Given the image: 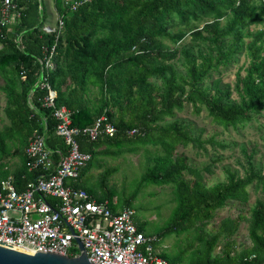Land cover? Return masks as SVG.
I'll return each instance as SVG.
<instances>
[{"label": "trees", "instance_id": "trees-1", "mask_svg": "<svg viewBox=\"0 0 264 264\" xmlns=\"http://www.w3.org/2000/svg\"><path fill=\"white\" fill-rule=\"evenodd\" d=\"M15 1L21 14L14 18V34L7 28L0 34V77L6 81L2 89L10 118V124L0 129V180L13 176L22 189L41 176V168L30 170L25 153L35 132L46 136L56 162L61 154H67L64 138L56 133L55 109L44 105L49 90L42 82L48 81L58 92L57 106L71 110L73 126H92L106 116L117 128L112 137L96 141L81 137V149L93 158L81 171L77 187L98 201H108L115 211L132 207L134 198L121 204V198L115 201L116 195L106 189L117 167L101 172L95 181V187L100 188L96 192L85 186L82 178L100 155L144 148L148 166L143 183L172 185L176 203L175 221L154 235V247L159 251L166 237L180 238L194 230L186 247L178 249V244L172 248L179 250L177 260L165 249L159 251L162 257L172 264L262 262L264 199L256 200L249 216L241 213L225 218L219 232L206 226L230 202L248 205L252 189L264 190L263 167H257L253 154L243 147L248 156L246 175L228 169L226 181L207 183L202 171L180 149L192 146L206 151L207 143L226 145L215 137L202 139L195 134L194 123L178 118V113L191 109L199 115L206 111L223 131L241 130L254 121L262 123L264 0H91L76 9L72 7L76 0H55L64 26L52 33L43 30L48 21L43 0ZM259 26L262 28H253ZM187 35L195 43L208 45L209 50L181 45ZM54 45L56 68L47 74L42 72L40 60ZM243 53L249 64L245 73L237 72L234 84L223 85L221 77L214 78ZM212 77L208 85L207 79ZM134 129L137 132L130 134ZM12 156L20 158L14 170L6 161ZM244 219L249 222L252 245L238 250L233 237ZM139 229L145 232L143 226ZM221 239L223 245L216 252Z\"/></svg>", "mask_w": 264, "mask_h": 264}, {"label": "built area", "instance_id": "built-area-1", "mask_svg": "<svg viewBox=\"0 0 264 264\" xmlns=\"http://www.w3.org/2000/svg\"><path fill=\"white\" fill-rule=\"evenodd\" d=\"M86 1L91 0H76L73 9ZM20 14L15 0H2L0 34L2 28H7L13 35L14 18ZM63 26L58 14L55 25L46 23L43 30L52 33ZM55 50L54 45L40 60L42 72L49 74L56 68ZM42 83L49 90L44 105L55 109L56 133L64 138L67 154H61L56 162L45 135L35 132L30 138L25 149L27 164L30 170L41 168L43 173L22 189L13 176L0 180V242L66 256L81 255L79 242H82L89 260L96 264H172L154 247L156 237L139 229L132 207L115 211L108 201L96 200L75 184L93 158L92 153L81 149V137L90 141L106 135L112 137L117 133L116 126L106 116L92 126H73L71 110L57 106L58 92L48 81ZM136 132L134 129L130 134ZM258 264H264V260Z\"/></svg>", "mask_w": 264, "mask_h": 264}, {"label": "rangeland", "instance_id": "rangeland-1", "mask_svg": "<svg viewBox=\"0 0 264 264\" xmlns=\"http://www.w3.org/2000/svg\"><path fill=\"white\" fill-rule=\"evenodd\" d=\"M47 9L48 21L47 23L55 25L56 18L58 17V11L55 4V0H43ZM259 27H253L261 29ZM250 41V38L246 39ZM169 45L171 42L167 41ZM185 47H193L195 51L203 49L209 50V46L203 43H195L192 40L191 35H187L186 38L180 42ZM173 46V45H172ZM2 45L0 44V48ZM249 64V59L245 53L238 57V61L233 65L223 68L221 73H215L214 78L221 77L222 84L232 83L236 81V74L241 69L242 73H245L244 68ZM212 78L207 79V84L212 83ZM161 83V81H157ZM6 83L5 79L0 77V129H4L10 124V118L7 116L5 107L7 105V96L2 87ZM234 98H238L237 94ZM262 123L252 122L247 127L241 130L230 129L229 131H223V129L216 125L208 116L206 111H203L199 115H194L192 110H184L178 113V118L189 119L194 123L195 134L201 135V138L206 140L211 137H215L217 140L225 144V147L219 145L206 144V151L194 148L190 146L188 149L181 148L180 151H184L191 164L199 168L204 174L205 181L209 184H215L219 181H226L228 178V169L238 173L240 176H244L249 168L248 156L244 153L243 147H246L249 154H253V161L257 167H263L264 169V114L262 115ZM170 120V119H169ZM150 149H154L150 147ZM145 149L140 148L137 152H123L116 155H104L99 156L93 160V167L91 170H87L82 178L85 186L96 192L95 181L98 180L101 172L106 168H116L117 172L113 173L107 184V191L116 195L117 198H121L122 203L128 198H134L132 208L135 210V221L138 225L144 227L146 233L150 235H158L164 232V230L175 221L172 217L173 210L176 203L174 202V191L172 185H157L153 183H143V174L146 171L148 162L146 159ZM5 160V159H4ZM97 160L101 164L97 167ZM9 168L14 170L20 164L19 156L9 157ZM100 189V188H99ZM99 195V193H96ZM257 199H264V190H251V199L248 205L241 204L239 202H230L225 208L221 209L214 219L209 221L206 226L207 230L219 232L222 228V223L225 218L236 217L241 213L246 216L250 215V207L256 202ZM121 207V206H120ZM249 222L244 219L236 234L233 238L237 240V249L242 250L249 248L252 243L248 232ZM193 231L191 234L183 233L180 238L172 236L166 237L159 251L165 249L172 260H177L179 250H172L176 248H183L191 242L193 238ZM179 240V242H178ZM195 245H198L197 240ZM223 245V239L216 252H219ZM167 248V249H166ZM191 256V254H189ZM179 258V257H178ZM183 264H187L184 262Z\"/></svg>", "mask_w": 264, "mask_h": 264}, {"label": "water", "instance_id": "water-1", "mask_svg": "<svg viewBox=\"0 0 264 264\" xmlns=\"http://www.w3.org/2000/svg\"><path fill=\"white\" fill-rule=\"evenodd\" d=\"M82 252L79 256L30 251L0 242V264H96L89 260L84 245L79 242Z\"/></svg>", "mask_w": 264, "mask_h": 264}, {"label": "crops", "instance_id": "crops-1", "mask_svg": "<svg viewBox=\"0 0 264 264\" xmlns=\"http://www.w3.org/2000/svg\"><path fill=\"white\" fill-rule=\"evenodd\" d=\"M139 226V225H138Z\"/></svg>", "mask_w": 264, "mask_h": 264}]
</instances>
